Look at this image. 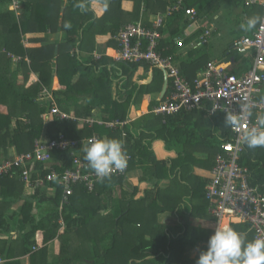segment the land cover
I'll use <instances>...</instances> for the list:
<instances>
[{
  "label": "trees",
  "instance_id": "obj_1",
  "mask_svg": "<svg viewBox=\"0 0 264 264\" xmlns=\"http://www.w3.org/2000/svg\"><path fill=\"white\" fill-rule=\"evenodd\" d=\"M11 1L0 0V162L12 157L10 150L14 151V154L31 151L36 139L50 140L63 135L65 138L81 140L96 133L99 138L105 135L108 138L115 137L123 140L127 155H129L128 167L135 164L141 166L144 176L141 182H146V175L152 168L150 165L156 170L155 178L172 175L177 166L181 168L180 156L170 162L167 156L158 157L156 155L155 148L160 149L162 153L165 150V146L160 145L162 143L160 140L166 142L168 146L166 149L171 148L168 145L171 142L174 148L188 143L193 145L196 142L208 149H214L215 146L219 147L221 141L229 138V127L224 125L225 116L219 113L211 116L213 129L204 130L203 113L194 110L166 116L164 122H162V116L148 113L134 122L114 129L95 123L92 126L84 125L78 129L75 126L76 121L70 119L54 118L51 122L44 123L42 113L44 114L50 105L36 100L43 86L63 88V94L57 92L54 94L56 105L66 112L73 105L76 117H90L95 107L104 105L112 109L113 120L125 121L132 104L138 106V103L143 102L149 110L156 104V101L151 99V95L160 92L162 72L151 67L153 71L151 82L139 85L132 79L134 73L138 68L147 70L150 66L143 62H117L116 65L122 72L119 80L122 84L120 86L128 89L124 92L125 97L121 102L112 99L111 79L107 67L109 59L101 57L93 60L77 55V52L86 49L88 40L90 49L94 47L95 35L98 34L94 31L95 24L105 20L115 6L119 7L122 0H111L108 6L103 5L105 12L97 18L96 10L92 7V2L96 0H17L21 9L18 17L13 10L8 9ZM140 1L136 2L138 3L136 11H138ZM208 1L189 0L185 2L200 12V7ZM172 2V0H157L155 7L159 8L158 11L165 12ZM185 2L184 6L187 7ZM81 3L85 6L84 10L79 7ZM235 3L241 6L242 11L248 17L260 15L262 10L260 5L247 6L243 0H235ZM144 7L151 8V0H144ZM188 23V17L183 11L174 12L165 18L163 25L159 28L161 37L168 35L166 38H160L158 42V49L162 55L167 56L173 53L172 48L163 50V47L174 44V38L183 34ZM144 25L149 27L151 24ZM118 30L111 28L110 34L115 35ZM59 31L64 36L58 43L45 44L43 38L34 37L27 40L25 47L20 44L22 36L26 33L55 34ZM190 38L191 36L183 43L188 42ZM56 44L58 45L57 53H55ZM11 56H18L20 59L13 63ZM25 57L27 60L24 59ZM239 58L241 57L236 55L235 59ZM250 59V56L242 57L243 62H248ZM205 61L206 54L200 47L191 48L187 51L185 58L179 60V67L183 75L190 80L203 68ZM31 73L38 74L34 82L29 81ZM76 75L78 78L72 82ZM20 78L21 81H19ZM79 93L85 96L86 102L83 105L78 104L79 98L76 94ZM156 126L160 128L155 130L153 136L155 134V139L159 141L153 148V139L145 140V142L142 140L150 135L146 129ZM123 133L124 137H122ZM173 133L177 134L173 136V139L172 136L171 140L170 136L164 138L165 135ZM130 141L132 145L127 148ZM50 156L52 169L55 171L62 172L65 168L73 166L69 149L52 150ZM243 162L247 166L249 183L262 186L264 184V147L245 148ZM41 173L42 175L48 173V169L41 170ZM123 180L124 177L121 175L119 177L110 176L100 181L93 192H87L82 187L74 188L73 194L68 197L60 209L62 189L56 182H45L42 187L34 190L32 196L25 197L23 195L24 184L16 175H1L0 233L9 234L17 224L21 227L28 225L29 230L18 237L16 243L21 245L22 254L29 253L32 246L39 245L40 249L32 254L31 259L35 260L38 257L46 264L45 245L56 237L61 238L63 230L58 222V218L61 217L63 227L72 228L71 234L75 239L73 238L74 247L71 255V251L68 252V244H64L66 251L63 250V243L61 244L60 259L57 264H176L179 252L173 251L163 234L158 233L145 240L141 229L144 226L132 228L134 222L128 219L133 211L131 202L123 206L119 213L120 218L110 219L111 221H107L105 228H100L95 221V216H92L94 209L86 216L81 211L79 205L90 202L97 190L101 193L112 189ZM48 188L53 189V196L45 192ZM134 191H137V187ZM134 191L132 194L135 193ZM81 194L85 195L83 200L80 198ZM203 198H205V190ZM51 201L54 204L52 210L44 213L33 211L34 207L39 210L43 203ZM18 202L20 205L11 213L8 212ZM231 227L234 228V225ZM37 231L41 234L35 236ZM101 240H106V246L100 245ZM187 243L182 240V236L177 241L181 249ZM87 244L91 246V249H87ZM82 248L86 253L78 252ZM147 248L156 250L154 253L151 252L152 258L147 257L149 254ZM160 251L163 254L158 255Z\"/></svg>",
  "mask_w": 264,
  "mask_h": 264
},
{
  "label": "crops",
  "instance_id": "obj_2",
  "mask_svg": "<svg viewBox=\"0 0 264 264\" xmlns=\"http://www.w3.org/2000/svg\"><path fill=\"white\" fill-rule=\"evenodd\" d=\"M156 1L157 0H151L152 7L149 8L144 7V0H141L138 11H136L138 5V3H136L137 0H122L119 7L115 6L113 10L109 12V16L106 17L105 20L99 22L98 24H95L96 26L94 28V31H96V33L98 34L95 35L94 47L90 49L91 46L88 40L86 49L77 52V55L81 58H92L93 60H98L101 57H107L109 59L107 67L110 73L109 77L111 79L110 87L113 96L112 99H117L122 102V100L124 99L123 97H125L124 92L128 89L122 88L120 86L122 84L119 83L122 72L116 65V63L120 61H116L114 59V55L117 51V42L114 39V35L110 34V30L111 28L118 30L128 23L139 21L143 24L152 25L157 16H161L165 13L158 11L159 8L155 7ZM185 1L189 0H184V2ZM110 2L111 0H96L92 2V7H94L96 10V18L97 16H101L105 12L104 6H108ZM185 4L188 8L195 10L196 19L194 21H191L188 18L189 23L184 29L183 34L174 38V44L171 43L170 45L163 47V50H167L169 48H172L173 50V53H170L167 56H171L175 63L179 66V60L185 58L189 49L200 47L201 50L206 54V61L203 65V68L208 61H214L218 63H226L227 70L236 75H239L248 70L252 64V58L249 54L237 55L241 58L235 59L236 54L230 53L228 51L229 47L235 39L242 35L251 34L256 28L255 27L250 31H243L239 28V31L236 34L230 31L231 27L227 26V24L230 23L236 25V22L234 21V19H232V16L236 15L235 17L241 18L243 22H245V20L248 18V16L242 11L241 6L236 5L235 0H209L202 7H200V12H198L196 8L188 6L187 2H185ZM198 5L200 6V3ZM8 9L13 10L14 14L17 17L19 16L21 11L20 4L17 0H12L8 6ZM261 14L262 10L260 15L258 16L261 17ZM222 24H225V28H227V31H230V34L234 35L231 37L230 42L228 43V47L225 50L222 49L224 52L219 57L217 56L215 58H211L209 57V55H207L208 49L204 50V46L210 43L209 41L213 36L216 37V35H219ZM206 30H209L207 42L198 45L200 40H202V37L204 36ZM193 35L196 36L193 37ZM63 36L64 34L61 31L55 34L26 33L22 36L20 44L25 47L27 45V40L34 37L43 38L45 40V44H54L55 42L58 43L62 41ZM190 36L191 38L189 39V41L183 43V41L188 39ZM166 37H168L167 34L162 35L161 38ZM57 52L58 45L56 44L55 53ZM247 56H250L251 59L248 62H243L242 57ZM11 58L13 63L20 59V57L18 56H11ZM24 59L27 60L26 57ZM203 68L201 70H203ZM201 70L196 73L194 78L201 72ZM37 75V73H31L29 81L34 82L35 80H37ZM162 76L163 80L161 89L165 82L163 73ZM77 78L78 77L76 75L73 78L72 82H75ZM152 78L153 71L149 67L147 70L138 68V70H136V72L134 73L132 79L139 85H145L151 82ZM21 80L22 79L20 78L19 81ZM43 89L51 93L53 97L55 96L54 94H56V92L61 94H63L62 92H64L63 88L53 86L51 88H47L43 86L39 91L38 97L36 99L41 103H47L45 102V100L40 99V95ZM161 89L160 92L151 95V99L156 101V104L152 108L157 106L163 100L162 97H160ZM76 97L79 98L78 104L83 105L86 102V100L84 99L85 96L83 94H76ZM74 109L75 108L72 105L69 108L68 112H65L71 114L76 118L75 120H70L76 121V128L81 129L86 124L81 121L83 117L75 116ZM200 112L203 113V129L212 130L213 124L210 117L206 116L203 111ZM148 113L159 115L147 109V107L144 106L143 102L138 103V106L132 104L125 119V124L134 122L142 115ZM44 114L42 113V119L44 123H49L54 119ZM112 115V109H108L107 107L102 105L100 107H95L92 110V116L88 118L93 119V123L108 128L104 124V122L113 120ZM159 128L160 126L147 128L146 130L150 135L144 137L142 141H151L153 139L152 146L154 148L157 145L156 143L157 141H159V139H155V134L153 136V133ZM174 135L177 134L173 133L168 136L165 135L164 138L166 139L170 136L171 140V136L173 139ZM103 137L106 136L102 135V138ZM122 137H124V133ZM230 138L231 135L229 133V138L223 141L229 140ZM160 141L162 142H160V145L162 147L165 146V150L163 149L164 152L162 153L160 149L156 150L155 148L154 150L156 155L158 157L167 156V159H169L170 162L171 160L177 159V156H180L181 168L177 166L174 169L172 175L155 178L154 173L156 172V170L152 165H150L152 168L150 169L151 171H149V174L146 175V182H141L144 178L141 166L137 164H131L133 166L128 167L126 173L122 175L124 177V180L120 184L101 193H99V190H97V193L93 194L90 202L81 204L79 205V207H81V211L85 213V216L90 214L94 209V211H92V213L94 212L92 216H95V221L98 223L100 228H105L106 224L111 221L110 219L120 218L119 213L122 210L123 206H125V204H130L131 202L133 205V211L129 215L128 219L134 222V224H132V228H139L140 226H144L141 229L143 231L145 240L150 239V236L156 235L158 233L163 234V237L167 239L168 244L173 248V251L176 250L177 252H179V258L176 264H196L199 253L206 249L208 238L216 225L214 218H212L208 213L206 203L207 201L204 200L205 198H203V193L210 177V171L214 166V157L217 153L220 152V148L215 146L214 149H208L203 145L196 144L195 140H193V142H195L193 143V145H190L188 143L184 146L180 145L176 148L172 147L171 142L170 144H168L171 146V148L166 149V147H168L166 145V142H163V140ZM131 145L132 141L128 142L127 148H129ZM244 149H242L240 153L239 163L243 167L247 168V166L243 162ZM11 154L13 156L14 151L10 150V155ZM136 187L137 191H134V188ZM133 191L135 192L134 194H132ZM33 192L34 190L30 187H23V195L25 197L32 196ZM45 192H47V194L50 196L54 195L53 189L48 188V190ZM84 196L85 195L81 194L80 198L82 199L84 198ZM19 205L20 202L14 204L11 209L8 210V212L11 213ZM53 207L54 204L52 203V201L45 202L40 206L39 210L34 207L35 209L33 211L44 213L45 211L52 210ZM58 222H60L63 232L61 234V238L56 237L55 239L46 243V264H57L60 259V248L62 243L64 251H66V247H64V244H68V252L71 251L70 255L74 247L75 238L73 234H71L73 229L64 228L61 217L58 218ZM232 225H234L233 229L244 235L247 240L253 239V232L249 229V226L246 227V223L233 221L229 224V226L231 227ZM27 230H29L28 225L21 227L20 224H17L16 228L10 231L9 234L0 233V264H44L41 258L37 257L35 260L31 259L32 254L37 253L40 249L39 245L35 247L32 246L29 253L22 254L21 245L16 243L18 242V237L23 235ZM36 233L37 234H35V236L41 234L40 231H37ZM181 236L184 242H188L182 249L181 246H178L177 244V241ZM100 245L103 247L106 246V240H101ZM86 247L88 250L91 249V246L89 244H87ZM148 251L149 254L147 255V257L152 258V253L156 252V250L153 251V249H148L147 252ZM78 252L80 254L86 253L83 248ZM159 254H163V252L160 251L158 255ZM66 255L68 256L67 253ZM66 255H64V257L67 258ZM70 255L68 257H70Z\"/></svg>",
  "mask_w": 264,
  "mask_h": 264
},
{
  "label": "built area",
  "instance_id": "obj_3",
  "mask_svg": "<svg viewBox=\"0 0 264 264\" xmlns=\"http://www.w3.org/2000/svg\"><path fill=\"white\" fill-rule=\"evenodd\" d=\"M244 4L260 5L262 7L261 21L249 35L235 39L229 47V52L236 55L249 54L252 58L251 67L236 75L227 70L226 63L208 61L201 72L188 80L171 56H164L158 49L161 38L159 28L166 16L183 11L189 20L196 19L195 10L184 7V0H173L163 15L157 16L151 26L142 22L128 23L114 35L117 42L116 61L124 63H146L150 68L159 69L166 79V92L162 101L151 109L153 113L163 117L179 112L200 110L206 116L215 114L226 115V111L238 113L244 103H251L253 116L241 121L240 132L247 130L256 123V116L264 113V0H243ZM209 30H206L202 40L207 42ZM40 99L50 106L44 115L60 120L72 119L71 114L59 109L54 97L43 89ZM87 126H92L94 120L82 118ZM102 123V122H100ZM126 121L110 120L104 122L108 128L122 126ZM231 138L219 144L220 152L214 157V166L210 171L208 183L205 186V200L208 213L218 225H229L233 221L246 223L253 232V239L264 237V184L251 185L247 168L240 165L242 148L236 145L237 130L229 127ZM99 138L92 134L81 140L65 138L59 135L54 139H36L31 151L14 154L11 158L0 162L1 175H16L24 186L35 190L45 182H56L62 189L59 204L68 200L75 187H82L87 192H93L100 182L95 173L82 158V148L89 141ZM71 150L73 166L62 172L52 169L50 152L52 150ZM128 159H129V155ZM41 166V167H40ZM48 169L42 175L41 170ZM117 171L111 176L124 175Z\"/></svg>",
  "mask_w": 264,
  "mask_h": 264
},
{
  "label": "clouds",
  "instance_id": "obj_4",
  "mask_svg": "<svg viewBox=\"0 0 264 264\" xmlns=\"http://www.w3.org/2000/svg\"><path fill=\"white\" fill-rule=\"evenodd\" d=\"M84 10L83 3L79 5ZM261 21L253 15L240 24V29L250 31ZM251 103H244L238 113L226 111L224 125L237 130L235 143L242 149L264 147V113L256 116V123L240 132L241 121L253 116ZM87 166L99 181L109 178L128 165V156L123 140L119 138H97L82 148ZM196 264H264V237L247 240L246 237L227 224L216 226L210 234L205 250L201 251Z\"/></svg>",
  "mask_w": 264,
  "mask_h": 264
},
{
  "label": "rangeland",
  "instance_id": "obj_5",
  "mask_svg": "<svg viewBox=\"0 0 264 264\" xmlns=\"http://www.w3.org/2000/svg\"><path fill=\"white\" fill-rule=\"evenodd\" d=\"M236 15L232 16V19L236 22L235 24H227V26L231 27V30L234 34H236L239 31L240 24L243 23V20L241 18L235 17ZM238 24V25H237ZM226 25L222 24L220 28L219 35H216L212 37V39L209 41L208 45L204 46V50L208 49L207 55L209 57H219L228 47V43L230 42L231 37L234 34H230V31H227V28H225ZM213 40V41H212ZM223 49V50H222Z\"/></svg>",
  "mask_w": 264,
  "mask_h": 264
},
{
  "label": "water",
  "instance_id": "obj_6",
  "mask_svg": "<svg viewBox=\"0 0 264 264\" xmlns=\"http://www.w3.org/2000/svg\"><path fill=\"white\" fill-rule=\"evenodd\" d=\"M165 91H166V79H165V82H164V84L162 86L160 97H163V95L165 94Z\"/></svg>",
  "mask_w": 264,
  "mask_h": 264
}]
</instances>
